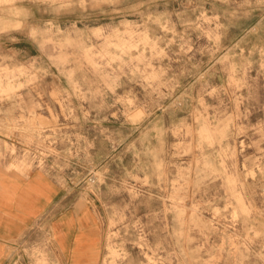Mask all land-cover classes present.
<instances>
[{
	"label": "rangeland",
	"instance_id": "obj_1",
	"mask_svg": "<svg viewBox=\"0 0 264 264\" xmlns=\"http://www.w3.org/2000/svg\"><path fill=\"white\" fill-rule=\"evenodd\" d=\"M0 167L91 221L74 264H264V0H0Z\"/></svg>",
	"mask_w": 264,
	"mask_h": 264
},
{
	"label": "crops",
	"instance_id": "obj_2",
	"mask_svg": "<svg viewBox=\"0 0 264 264\" xmlns=\"http://www.w3.org/2000/svg\"><path fill=\"white\" fill-rule=\"evenodd\" d=\"M63 198L61 185L43 171L34 169L19 174L0 167V264H12L13 245L29 232L35 221L50 211H55L50 219V231L62 264H74L71 254L76 235L90 231L91 221L80 226L77 207L71 202L60 205ZM86 208L94 214L92 209ZM56 222L62 223L61 238L51 228Z\"/></svg>",
	"mask_w": 264,
	"mask_h": 264
}]
</instances>
